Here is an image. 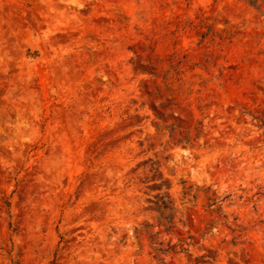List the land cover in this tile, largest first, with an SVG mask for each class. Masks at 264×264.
<instances>
[{
	"label": "rangeland",
	"instance_id": "obj_1",
	"mask_svg": "<svg viewBox=\"0 0 264 264\" xmlns=\"http://www.w3.org/2000/svg\"><path fill=\"white\" fill-rule=\"evenodd\" d=\"M0 264H264V0H0Z\"/></svg>",
	"mask_w": 264,
	"mask_h": 264
},
{
	"label": "bare ground",
	"instance_id": "obj_2",
	"mask_svg": "<svg viewBox=\"0 0 264 264\" xmlns=\"http://www.w3.org/2000/svg\"><path fill=\"white\" fill-rule=\"evenodd\" d=\"M13 27H15V25Z\"/></svg>",
	"mask_w": 264,
	"mask_h": 264
}]
</instances>
